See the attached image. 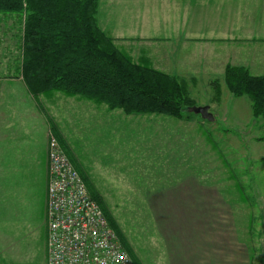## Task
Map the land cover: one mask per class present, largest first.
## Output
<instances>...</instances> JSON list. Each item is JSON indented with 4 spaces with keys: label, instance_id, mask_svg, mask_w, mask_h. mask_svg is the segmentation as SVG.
<instances>
[{
    "label": "crops",
    "instance_id": "obj_1",
    "mask_svg": "<svg viewBox=\"0 0 264 264\" xmlns=\"http://www.w3.org/2000/svg\"><path fill=\"white\" fill-rule=\"evenodd\" d=\"M8 21L13 20L0 18V24ZM96 23L133 63L162 74L223 76L231 67L264 75V0H98ZM16 40V65L0 66V264H46V164L49 132H55L51 114L54 107L67 105L62 102L68 97L28 92L20 74L19 33ZM125 131L119 138L129 137ZM151 135L160 137L154 132L147 134L149 140ZM59 138L68 148L60 132ZM97 139L92 144L102 143ZM153 144L136 149L135 158L147 159L145 151ZM102 152L96 148L92 156L99 159ZM125 153L118 160L117 153L105 157L109 165L133 161V152ZM148 153L156 162L155 153ZM70 156L90 184L80 159ZM159 184L143 202L150 206L165 264H251L233 207L217 189L193 174L173 175Z\"/></svg>",
    "mask_w": 264,
    "mask_h": 264
},
{
    "label": "rangeland",
    "instance_id": "obj_2",
    "mask_svg": "<svg viewBox=\"0 0 264 264\" xmlns=\"http://www.w3.org/2000/svg\"><path fill=\"white\" fill-rule=\"evenodd\" d=\"M18 30L14 21L0 24L1 67L16 65ZM174 77L182 79L194 103L191 108L208 107L212 123L190 112L191 108L180 120L150 115H126L130 117L124 119L120 110L110 111L104 105L68 97L62 102L67 105L52 110L55 132L50 131L49 138H55L64 153L80 159L89 177V195L95 194L104 203L132 253L129 256L137 263H166L150 206L143 202L145 193L173 175L176 179L193 174L209 188L217 189L233 207L238 234L250 251L251 264H264V121L253 116L247 96L229 93L224 75ZM123 131L129 134L126 139L119 138ZM59 132L66 138L68 148L61 143ZM154 132L160 137L151 135L154 139L149 140L147 134ZM94 137L102 139V143L92 144ZM150 142L154 144L145 151L147 159L145 155L135 158V151ZM96 148L104 151L100 160L98 155L92 156ZM148 151L155 153L156 162H152ZM125 152H133V161L109 165V157L105 156L117 153L118 160L126 158L120 157ZM142 158L146 162H141ZM237 183L244 188L245 198Z\"/></svg>",
    "mask_w": 264,
    "mask_h": 264
},
{
    "label": "trees",
    "instance_id": "obj_3",
    "mask_svg": "<svg viewBox=\"0 0 264 264\" xmlns=\"http://www.w3.org/2000/svg\"><path fill=\"white\" fill-rule=\"evenodd\" d=\"M97 7L98 0H0V18L12 19L19 28L20 74L28 92L34 97L61 93L125 115L182 119L194 104L183 81L135 64L119 52L97 26ZM224 83L233 96H247L253 116L264 121V75L228 67ZM65 155L89 191L70 154ZM237 186L245 198L244 188ZM91 197L132 256L104 203L93 193Z\"/></svg>",
    "mask_w": 264,
    "mask_h": 264
},
{
    "label": "built area",
    "instance_id": "obj_4",
    "mask_svg": "<svg viewBox=\"0 0 264 264\" xmlns=\"http://www.w3.org/2000/svg\"><path fill=\"white\" fill-rule=\"evenodd\" d=\"M46 264H134L74 166L50 137Z\"/></svg>",
    "mask_w": 264,
    "mask_h": 264
},
{
    "label": "water",
    "instance_id": "obj_5",
    "mask_svg": "<svg viewBox=\"0 0 264 264\" xmlns=\"http://www.w3.org/2000/svg\"><path fill=\"white\" fill-rule=\"evenodd\" d=\"M190 112L200 116L202 120H205L209 123H212L214 120L212 115L208 111V107H198V108L193 107L190 109Z\"/></svg>",
    "mask_w": 264,
    "mask_h": 264
}]
</instances>
